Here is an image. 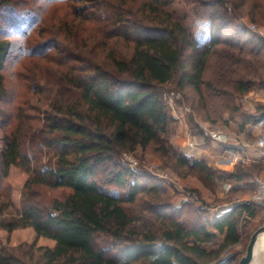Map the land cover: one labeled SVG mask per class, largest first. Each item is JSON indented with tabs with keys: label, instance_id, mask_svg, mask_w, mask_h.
Masks as SVG:
<instances>
[{
	"label": "trees",
	"instance_id": "obj_1",
	"mask_svg": "<svg viewBox=\"0 0 264 264\" xmlns=\"http://www.w3.org/2000/svg\"><path fill=\"white\" fill-rule=\"evenodd\" d=\"M174 1L0 0V100L9 94L7 64L34 95L18 100L4 131L0 264L237 263L238 252L222 255L241 241L240 215L255 210L237 203L209 219L201 206L171 203L153 174L119 161L123 152L154 145L172 169L201 177L246 181L259 170L253 163L218 173L168 144L174 117L163 86L190 88L193 104L206 108L203 115L195 107L202 117L211 119L207 105L214 98L243 123L264 121V104L245 115L233 103L254 87L264 89V40L241 25L229 30L222 0H202L201 7L213 9L197 12L210 25L209 37L197 41L167 10ZM248 1L238 0L236 9ZM60 5L67 12L50 17ZM21 26H30L24 46L32 55L18 60L8 31ZM25 59L42 63L25 64L26 71L19 68ZM213 112L218 118L223 110ZM12 175L21 180L18 197L5 182ZM49 190L62 193L47 196Z\"/></svg>",
	"mask_w": 264,
	"mask_h": 264
},
{
	"label": "rangeland",
	"instance_id": "obj_2",
	"mask_svg": "<svg viewBox=\"0 0 264 264\" xmlns=\"http://www.w3.org/2000/svg\"><path fill=\"white\" fill-rule=\"evenodd\" d=\"M237 1L238 0H222L220 5L224 16L229 18V20L231 19L232 24L229 25L231 26L229 27V30H231L234 25H241L250 30L254 36L260 37L264 40V18H260V16L264 17V4L260 7L256 6L257 3H262L263 1L258 0L257 3L253 4L249 0L246 5L236 9L235 5L238 3ZM200 2H202V0H176L167 7V10L176 16V18L186 27L188 32H190L197 41H202L209 37L208 35L210 32L209 22L203 18L201 19V16L199 17L197 12L201 10L203 13V10L207 11L213 9L209 7L204 8L203 5L201 7ZM67 10L68 8L60 5L56 12L55 10H52L49 14L51 17L53 13L55 15H60L67 12ZM252 10L255 13L257 12V14L254 15L255 13H252ZM80 21L82 26L89 27L90 24L84 20H79L77 23ZM68 22L71 27L72 21L70 20ZM249 24H255L256 29H249ZM62 28L64 30L60 31V36L63 37L66 35V29L64 25H62ZM81 29L82 27L79 28V33L82 32ZM71 30L75 33L74 27H71ZM79 35H83L79 36V41L81 42L82 38L86 37V33L83 32V34L80 33ZM250 36L251 34L248 35V37ZM251 42H256L255 37ZM34 61L41 62L42 60L25 59L24 63L19 66V68L26 70L25 64L33 66ZM9 70L10 64H7L4 72V84L8 89L9 94L5 101L0 100V108L2 107L3 109L0 111L5 112V115L0 114V153L3 148L4 131L8 128V126L13 124L12 108L17 104L20 98L23 100L24 97L30 95L26 92L23 86L24 83L21 79L12 74L13 69H11L10 72ZM30 73L34 74V70L30 71ZM160 93L167 104L170 114L174 117V121L170 123L168 127L166 138L168 140V144H171L173 148L177 150L179 148H183L184 152H186L185 154L189 158L203 160L209 169L218 173L231 172L237 165H241L245 168H251L250 165L253 163L260 164L259 170H256L257 173L254 170L246 181L201 177L197 171H189L186 167L177 171L172 169L169 163L166 162V158L162 157L161 154L155 150L154 145L146 148L145 150L138 149L135 152L121 153L119 155V161L121 164L130 168L128 160L125 158L126 156H129V159L131 158L136 162L132 169H143L144 171H147L157 177L160 184L165 188L171 203L175 205L180 203H190L194 206H201L207 210L206 216L209 219L214 216V212H217V210L223 207H227L229 205L233 206L237 203H245V201L255 191V183L249 184L248 182L250 180L256 182L258 178L264 175V121L259 123H243L245 119L240 114L232 113L231 111L223 109V106L221 105L222 101L215 100L214 98L207 105V109L212 112L211 119L205 118L204 116L202 117V114L204 115L203 111H206V108L203 109L201 104H193V102L195 103L197 97H195L190 88H186L185 90L187 95L173 86L161 87ZM30 96L34 95L31 94ZM233 103L239 106L242 113L245 115L257 114L259 107L264 104V89L261 87H254L247 93L241 96H236L233 99ZM195 107L199 109L198 111L202 113L201 115L198 114ZM221 110H223L221 115L218 118H215L217 116H215L213 111L218 112ZM204 128L209 129L211 132H225L229 137L230 143L224 144L205 137V139H208L204 144L205 152L200 150L198 155H192L191 152L187 153L189 152V149L186 147L188 146V143L190 145L195 144L191 138L195 139L197 135H202ZM225 150L232 151L235 157V162L230 167L220 165L217 160L219 159V153H223L222 151ZM5 182H7L10 188H12L11 191H13L12 193L15 197H18L17 188H19L21 180L16 179L12 175L11 178H7ZM102 189L111 194H117L120 197L125 195V191L121 189L109 186H102ZM61 193V190H49L45 192L47 196L60 195ZM133 210H136V207L133 208ZM263 224L264 209H255L254 216H249L246 212H243L239 217L241 241L226 250L222 255V258H225L233 251L238 252L239 256H242L250 235L255 229ZM213 245L214 243L208 244V246ZM259 252L263 257L264 243H259L258 246H256L253 264H255L257 256L260 255Z\"/></svg>",
	"mask_w": 264,
	"mask_h": 264
},
{
	"label": "built area",
	"instance_id": "obj_3",
	"mask_svg": "<svg viewBox=\"0 0 264 264\" xmlns=\"http://www.w3.org/2000/svg\"><path fill=\"white\" fill-rule=\"evenodd\" d=\"M248 28L251 30H255L256 26H255V24H249ZM202 136L204 138L208 137L211 140L216 141V142H220V143H224V144L230 143L228 135L222 131L211 132L209 129L204 128L202 131ZM128 157L129 156H126L125 158H127L130 168H132V167H134L136 162L131 158L129 159ZM245 203L248 204L252 210H255L257 208L264 209V175L257 179L255 191L245 201ZM246 214H248V213L246 212Z\"/></svg>",
	"mask_w": 264,
	"mask_h": 264
},
{
	"label": "crops",
	"instance_id": "obj_4",
	"mask_svg": "<svg viewBox=\"0 0 264 264\" xmlns=\"http://www.w3.org/2000/svg\"><path fill=\"white\" fill-rule=\"evenodd\" d=\"M191 140L195 143L194 144L195 146L194 145H190L188 143V146H186V147L189 149V152H187V153L191 152L192 155H196V154L198 155L200 150L205 152L204 151V148H205L204 144H205V141L208 140V139H205L201 134H199V135H197L195 137V139L191 138ZM222 152L223 153H219V155H218V157H219V159H217L218 163L220 165H222V166H225V167H228V166L230 167L231 165H233L234 162H235V157H234V154L232 153V151L225 150V151H222ZM230 207H232V205H229L227 207H223V208L217 210V212H214V215L219 214L223 210L229 209ZM259 254L260 255L257 256V260H256L255 264H264V256L262 257V254L260 252H259ZM250 264H253V259H252V262Z\"/></svg>",
	"mask_w": 264,
	"mask_h": 264
},
{
	"label": "clouds",
	"instance_id": "obj_5",
	"mask_svg": "<svg viewBox=\"0 0 264 264\" xmlns=\"http://www.w3.org/2000/svg\"><path fill=\"white\" fill-rule=\"evenodd\" d=\"M30 26H21L20 28H10L8 36L12 38L9 43L10 49L15 46L17 59L22 60L32 55L30 48H26L25 37L28 35Z\"/></svg>",
	"mask_w": 264,
	"mask_h": 264
},
{
	"label": "water",
	"instance_id": "obj_6",
	"mask_svg": "<svg viewBox=\"0 0 264 264\" xmlns=\"http://www.w3.org/2000/svg\"><path fill=\"white\" fill-rule=\"evenodd\" d=\"M259 243H264V224L252 232L244 254L240 256L236 264H250L256 252V246H258Z\"/></svg>",
	"mask_w": 264,
	"mask_h": 264
}]
</instances>
